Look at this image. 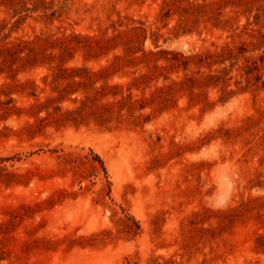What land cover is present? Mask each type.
I'll use <instances>...</instances> for the list:
<instances>
[{
	"label": "rangeland",
	"instance_id": "1",
	"mask_svg": "<svg viewBox=\"0 0 264 264\" xmlns=\"http://www.w3.org/2000/svg\"><path fill=\"white\" fill-rule=\"evenodd\" d=\"M253 189L264 0H0V264H264Z\"/></svg>",
	"mask_w": 264,
	"mask_h": 264
},
{
	"label": "clouds",
	"instance_id": "2",
	"mask_svg": "<svg viewBox=\"0 0 264 264\" xmlns=\"http://www.w3.org/2000/svg\"><path fill=\"white\" fill-rule=\"evenodd\" d=\"M229 188L231 189V186H229ZM253 194L254 195H259V194H264L262 193L260 190L257 189H253ZM230 195L231 192H226L224 194H221L220 196L217 197V199L215 200V202H211L210 206L213 209H223L226 208L229 201H230Z\"/></svg>",
	"mask_w": 264,
	"mask_h": 264
}]
</instances>
